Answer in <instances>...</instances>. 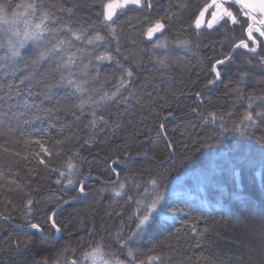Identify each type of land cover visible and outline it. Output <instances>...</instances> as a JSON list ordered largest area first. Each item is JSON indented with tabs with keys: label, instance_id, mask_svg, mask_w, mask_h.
I'll list each match as a JSON object with an SVG mask.
<instances>
[{
	"label": "trees",
	"instance_id": "16d2710c",
	"mask_svg": "<svg viewBox=\"0 0 264 264\" xmlns=\"http://www.w3.org/2000/svg\"><path fill=\"white\" fill-rule=\"evenodd\" d=\"M211 1L143 0L106 21L109 0H42L36 17L59 29L42 46L72 41L71 76L63 51L13 57L0 29V264L79 263L98 246L122 264H264V45L218 63L247 20L197 28ZM33 2L0 5L11 17ZM198 172L209 205L167 194Z\"/></svg>",
	"mask_w": 264,
	"mask_h": 264
},
{
	"label": "snow or ice",
	"instance_id": "6c2138e0",
	"mask_svg": "<svg viewBox=\"0 0 264 264\" xmlns=\"http://www.w3.org/2000/svg\"><path fill=\"white\" fill-rule=\"evenodd\" d=\"M233 5L237 6V10L241 12L242 15H245L249 18L251 23L248 21H245L247 24V40H251L256 46L249 48V44L246 42V40H241L239 44L236 45V47L240 48H246L250 52L255 53L257 51V47L259 46L260 41H257L256 37L253 35V33H259L260 37H264V0H232ZM132 4L137 7H144L143 0H109V2L105 5V20L111 21L113 16L115 15L116 8H124L127 7V5ZM215 7L216 12L212 13V21L208 22V27L211 28L213 22L217 21L218 19H223L224 17H228L232 23H238L237 17L228 10V8L224 7L223 3H217V0H213V4L209 5V7ZM20 7V6H18ZM25 11L23 13L24 16H28L29 19L26 20L25 23V31L21 33L20 31H14L13 35L16 36L18 39L17 42H13L12 39H9L7 41V47L13 57H19L20 56V48L24 46L25 43L31 41L34 43L37 48L39 49V55H38V61L39 60H45L53 53H59L60 51H63L65 53L66 59L64 60L63 67L67 68L69 70V76L72 75L71 73V67L75 65L76 63V57L75 53L68 54L67 46H71L72 41L71 40H60L58 41L52 48H46L42 46V42L45 41V34L50 31H59V29H50L48 27V21L50 20L51 16L48 11H42L39 17H36L37 11L42 9L44 7V4L41 0L40 3H29L26 5H23ZM147 7H151V2L149 0ZM207 11V8L200 13V17L203 18L205 12ZM219 14V15H218ZM257 14H259L260 19H257ZM33 19H38L39 22L32 23ZM15 20H9L7 17V9L5 5H0V24L4 25H11L14 24ZM202 19L198 18L196 20V27L199 28L201 25ZM164 28L163 23L160 21H157L154 26L148 28L147 35L149 38H151L156 32H159ZM9 29H6L8 31ZM68 31L71 33V36L79 41L82 39V34L73 31L71 28H68ZM22 37V38H21ZM103 38L99 35L95 37V40H102ZM89 44H92L94 41L92 38L88 39L87 41ZM97 60H110L112 57L110 55H101L96 57ZM218 63H224V61H218ZM128 75H131V72L128 73ZM217 77H219V73L217 72ZM63 82V78L62 81ZM67 83L69 85H72L77 91L82 90V86L80 83L72 80L67 79ZM260 115V114H258ZM245 119L251 121L253 119V116L251 113L247 114ZM43 162V161H41ZM69 168L74 167V165L69 164ZM69 183H72L71 180H69ZM155 183V181H153ZM81 191H83V187H81ZM120 193H117L119 195ZM163 199L162 196H157L156 199L152 201L150 205L147 206L148 210L144 212L143 216L140 218V222L138 225V229H142L146 226H148L150 220L152 219L153 212L156 211L160 201ZM29 204H31V201H29ZM32 228L39 230V225L33 224L31 225ZM59 231V229H56ZM128 255L132 256V250L129 249ZM85 259H90L92 261V264H113L112 261L105 258V253L103 251L102 246H98L97 248L93 249L92 252L86 254ZM149 259H159L158 257L149 258ZM71 264H76L75 261H72ZM115 264H122L121 261L116 260Z\"/></svg>",
	"mask_w": 264,
	"mask_h": 264
},
{
	"label": "rangeland",
	"instance_id": "374dc122",
	"mask_svg": "<svg viewBox=\"0 0 264 264\" xmlns=\"http://www.w3.org/2000/svg\"><path fill=\"white\" fill-rule=\"evenodd\" d=\"M217 3H223L224 4V7L225 8H228L229 11H231L236 17H237V20H238V17H242L243 19H246L249 23H251V21L249 20V18L245 15H242L241 12H239L237 10V6L233 5L232 3V0H217ZM213 4V0L211 1V3H209L208 5H206L202 11H204L206 8H207V11L205 12L203 18L200 17V14L198 16V18L202 19V22H201V26H204V25H208V22L209 21H212V13L213 12H216V8L213 6V7H209V5H212ZM120 8H116L115 10V14L117 13V11L119 10ZM201 11V12H202ZM200 12V13H201ZM24 12L22 13H15L13 16L8 17L9 20H15L16 22L14 24H11V25H4V24H0V29L1 30H4L6 33H7V36H8V40L9 39H12V41L15 43L18 41L19 38H17L16 36L13 35V32L14 31H20L21 33H23L26 29H25V21L29 19L28 16H24L23 15ZM219 15V14H218ZM115 16V15H114ZM113 16V17H114ZM197 18V19H198ZM224 18H228V17H224ZM257 19L259 20L260 17H259V14H257ZM222 19H218L217 21L213 22L212 26L220 21ZM107 21V20H106ZM32 23H35L33 20H32ZM162 23V22H161ZM196 24V23H195ZM6 29H9L8 31H6ZM161 31V30H160ZM157 33V32H156ZM155 33V34H156ZM154 34V35H155ZM245 34H246V37L244 40H246V42L249 44V48H252L254 46H256L251 40H247V24H246V27H245ZM153 35V36H154ZM253 35L256 37L257 41H260L259 43V46L257 47V52H259L260 50V47L262 45H264V39L263 37H260L259 36V33H253ZM22 38V37H21ZM165 39H160L156 42L155 46L156 47H164L166 46L165 44ZM31 44H34L32 43L31 41L27 42L24 44V46L22 48H20V50H23L25 49L26 47L30 46ZM248 50V49H247ZM249 51V50H248ZM196 174V173H195ZM195 174H191L189 175V177L191 179H194L193 182L195 184V187L194 188H191V187H188V188H185L183 189L182 187H177L175 188L174 190L172 189L169 193H167L169 196L172 195V196H177V195H186V196H189V197H197L203 204L205 205H209L210 204V200L207 196V194L205 193V189L203 188V183L205 182L206 180V176H209V175H212L210 173H207L205 174V172H198L196 175ZM210 182V180H209ZM212 183V182H211ZM156 211L158 213H162V210L160 207H157ZM92 252V251H91ZM90 253V252H89ZM88 254V253H87ZM86 256V255H85ZM85 256L83 257L82 261H80L79 263H76V264H92V261L90 259H85ZM109 260V259H108ZM113 262V264H115V259L114 260H110Z\"/></svg>",
	"mask_w": 264,
	"mask_h": 264
},
{
	"label": "water",
	"instance_id": "95a60500",
	"mask_svg": "<svg viewBox=\"0 0 264 264\" xmlns=\"http://www.w3.org/2000/svg\"><path fill=\"white\" fill-rule=\"evenodd\" d=\"M263 39H264V37H263ZM236 48H238V47L235 46L232 49L231 53L225 59L222 60V61H224V63L227 62L230 59V57L232 56V54L234 53V51L236 50Z\"/></svg>",
	"mask_w": 264,
	"mask_h": 264
},
{
	"label": "flooded vegetation",
	"instance_id": "af4514ba",
	"mask_svg": "<svg viewBox=\"0 0 264 264\" xmlns=\"http://www.w3.org/2000/svg\"><path fill=\"white\" fill-rule=\"evenodd\" d=\"M261 44V43H260Z\"/></svg>",
	"mask_w": 264,
	"mask_h": 264
}]
</instances>
